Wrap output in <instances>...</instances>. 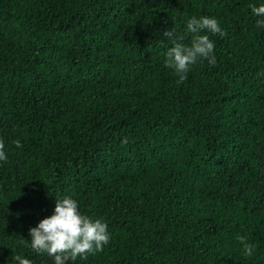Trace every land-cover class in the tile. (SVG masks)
Instances as JSON below:
<instances>
[{
    "label": "trees",
    "instance_id": "1",
    "mask_svg": "<svg viewBox=\"0 0 264 264\" xmlns=\"http://www.w3.org/2000/svg\"><path fill=\"white\" fill-rule=\"evenodd\" d=\"M261 4L0 0V264H54L29 231L65 196L110 234L67 264H264ZM193 16L226 35L178 84L163 32Z\"/></svg>",
    "mask_w": 264,
    "mask_h": 264
},
{
    "label": "clouds",
    "instance_id": "2",
    "mask_svg": "<svg viewBox=\"0 0 264 264\" xmlns=\"http://www.w3.org/2000/svg\"><path fill=\"white\" fill-rule=\"evenodd\" d=\"M251 12L256 17H264V4L260 6L249 5ZM256 26L264 28V19H259ZM186 33L192 34L190 45L179 42L183 37L176 35L175 27L163 32L166 38L172 40L173 46L167 51L164 66L172 69L178 77L177 83L187 80V73L192 65L199 60H208L210 65H215L214 43L209 35L225 36L219 22L215 18L196 16L187 19ZM17 148L22 147L20 140L13 141ZM122 143H127L124 139ZM5 144L0 140V161H7L4 151ZM108 226L100 219L93 220L87 215L81 214L76 200L69 196L56 199L54 213L39 222L35 228L29 231L30 247L37 254H47L54 260V264H67L69 261L87 259L89 255H95L103 251L104 246L110 242ZM243 245L246 256H252L254 246L248 244L244 237H238ZM12 259L16 264H32L27 258L16 255Z\"/></svg>",
    "mask_w": 264,
    "mask_h": 264
}]
</instances>
